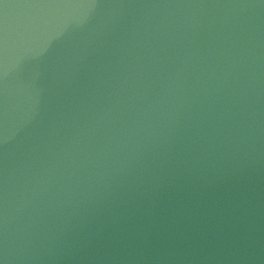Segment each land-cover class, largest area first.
Returning <instances> with one entry per match:
<instances>
[{"label": "water", "instance_id": "95a60500", "mask_svg": "<svg viewBox=\"0 0 264 264\" xmlns=\"http://www.w3.org/2000/svg\"><path fill=\"white\" fill-rule=\"evenodd\" d=\"M0 264H164L144 0H0Z\"/></svg>", "mask_w": 264, "mask_h": 264}]
</instances>
